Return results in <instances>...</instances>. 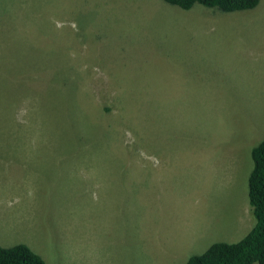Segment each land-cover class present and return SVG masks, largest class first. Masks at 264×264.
<instances>
[{
    "label": "rangeland",
    "instance_id": "1",
    "mask_svg": "<svg viewBox=\"0 0 264 264\" xmlns=\"http://www.w3.org/2000/svg\"><path fill=\"white\" fill-rule=\"evenodd\" d=\"M77 103L86 137L73 126L62 145ZM263 136L264 0H0V246L47 264H182L235 242L255 223Z\"/></svg>",
    "mask_w": 264,
    "mask_h": 264
},
{
    "label": "trees",
    "instance_id": "2",
    "mask_svg": "<svg viewBox=\"0 0 264 264\" xmlns=\"http://www.w3.org/2000/svg\"><path fill=\"white\" fill-rule=\"evenodd\" d=\"M181 9H190L194 4L206 7H216L222 11L246 10L254 8L259 0H163ZM76 101V99H75ZM77 108L82 109L80 103ZM100 114H105L101 105ZM84 110L78 113V122L74 125L65 123V128L59 132L65 137L62 145L67 144L66 137L75 135L86 137V118ZM76 127L67 136V131ZM60 142V143H61ZM17 144V143H16ZM252 167L247 178V199L250 212L255 218L254 225L239 240L235 242L216 241L203 252L189 256L182 264H264V136L250 151ZM0 264H47L44 259L31 250L28 245L19 243L12 246H0Z\"/></svg>",
    "mask_w": 264,
    "mask_h": 264
},
{
    "label": "crops",
    "instance_id": "3",
    "mask_svg": "<svg viewBox=\"0 0 264 264\" xmlns=\"http://www.w3.org/2000/svg\"><path fill=\"white\" fill-rule=\"evenodd\" d=\"M30 146H34V145H30ZM2 149V148H0ZM138 196V189H136V191L134 193H127L122 197V207L127 206L129 204V200H131L134 197ZM134 244L132 243H124L120 246L117 247H108L105 249V253L106 254H110V253H115V252H121V250L123 249H130L131 246H133ZM7 247V246H5Z\"/></svg>",
    "mask_w": 264,
    "mask_h": 264
}]
</instances>
